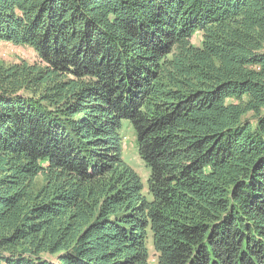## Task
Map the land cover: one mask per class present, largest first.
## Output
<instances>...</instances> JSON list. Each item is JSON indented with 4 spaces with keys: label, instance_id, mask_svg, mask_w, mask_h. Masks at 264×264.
<instances>
[{
    "label": "trees",
    "instance_id": "obj_1",
    "mask_svg": "<svg viewBox=\"0 0 264 264\" xmlns=\"http://www.w3.org/2000/svg\"><path fill=\"white\" fill-rule=\"evenodd\" d=\"M1 42L0 264H264V0H0Z\"/></svg>",
    "mask_w": 264,
    "mask_h": 264
},
{
    "label": "rangeland",
    "instance_id": "obj_2",
    "mask_svg": "<svg viewBox=\"0 0 264 264\" xmlns=\"http://www.w3.org/2000/svg\"><path fill=\"white\" fill-rule=\"evenodd\" d=\"M199 36L200 33H195L192 41L194 44L199 43ZM36 55L34 51L27 46H22V45H15L10 42H1L0 43V59L6 61V62H16L19 60H27V61H32L35 59ZM123 127L125 137L123 140L124 144V161L130 165L134 170L137 171V173L140 176V179L142 183L146 184L147 181V175H148V169L144 166V164L141 163L137 152L135 150V147L133 145V140H132V131L130 128V125L127 121L123 122ZM148 248H151V239L150 237L148 238ZM150 263L155 264V257L153 256V251L150 250Z\"/></svg>",
    "mask_w": 264,
    "mask_h": 264
}]
</instances>
